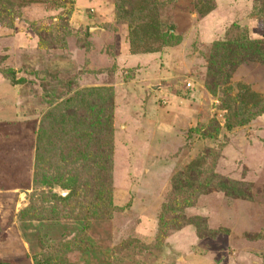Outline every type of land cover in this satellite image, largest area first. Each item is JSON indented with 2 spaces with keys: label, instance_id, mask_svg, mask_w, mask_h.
<instances>
[{
  "label": "rangeland",
  "instance_id": "obj_1",
  "mask_svg": "<svg viewBox=\"0 0 264 264\" xmlns=\"http://www.w3.org/2000/svg\"><path fill=\"white\" fill-rule=\"evenodd\" d=\"M130 1L0 0V261L264 264V0Z\"/></svg>",
  "mask_w": 264,
  "mask_h": 264
},
{
  "label": "trees",
  "instance_id": "obj_2",
  "mask_svg": "<svg viewBox=\"0 0 264 264\" xmlns=\"http://www.w3.org/2000/svg\"><path fill=\"white\" fill-rule=\"evenodd\" d=\"M114 1H116V4H117L116 7H117L118 12L123 13V15H127L128 11L125 10V9L128 6L130 7V4L132 2L130 0H114ZM152 7H151V9H152ZM256 12L258 13V12H262V11L256 10ZM144 26L145 25H144L143 21H138V23H136L134 25V27H132V30L130 31V34H131V40L133 42L148 38L147 33H144L142 31V28ZM145 36H146V38H145ZM251 41H253V40H250L249 42H251ZM256 41L257 42H255V40H254V43H244V44H242V46L244 47L242 54H246V53H249V52H251V54H255V53L261 52L264 49V42L261 41V40L260 41L256 40ZM236 45L240 46L241 44H236ZM133 46H134V44H133ZM212 77H213L214 81H218V75L215 74V75H212ZM50 121H51V119H50ZM109 126H106V125L104 126L105 132L108 134L107 135L108 139L111 138V131H112L111 126L110 127ZM94 128L95 127L93 125L88 124L87 130H88L89 133L95 134V137L93 138V140L97 141L99 136L101 135V133L99 131L95 130ZM57 129H59V121H57ZM56 136H57V139L59 140V137L61 136L60 131L57 130ZM73 136H77V132ZM51 137L53 138V135H51ZM70 138H71V136H70ZM42 142H41V144H42ZM68 142H69V140L66 139V143L65 144L68 145ZM98 144L99 143L96 142L94 144V147L97 146L99 148ZM98 148H95V149L90 151V155H89L90 163L97 164L98 167L100 165H102V168L99 167L100 170H98L99 174H100L99 178L107 180V181H105L106 184H107V183H109V179L111 177L110 172H111V169H112V164H111V161H110V158H109L110 154H109V150L107 148L104 149V150L103 149H98ZM99 150H101L103 152H101ZM97 175H98V173L96 172L94 174V176L97 177ZM90 176H91V173H87L86 176H83L81 174V176H80V186H85L86 182H91L92 180H91ZM78 177H79V175H77V180H78ZM0 264H20V263H16V262L6 261L5 260V261H0ZM34 264H62V263H59L58 261H45V262H42L40 260L39 261L36 260V262Z\"/></svg>",
  "mask_w": 264,
  "mask_h": 264
},
{
  "label": "water",
  "instance_id": "obj_3",
  "mask_svg": "<svg viewBox=\"0 0 264 264\" xmlns=\"http://www.w3.org/2000/svg\"><path fill=\"white\" fill-rule=\"evenodd\" d=\"M100 29H98L97 27H90L89 31H99Z\"/></svg>",
  "mask_w": 264,
  "mask_h": 264
}]
</instances>
